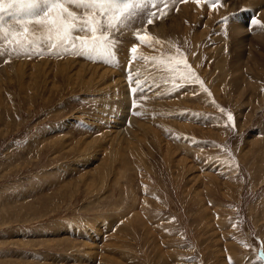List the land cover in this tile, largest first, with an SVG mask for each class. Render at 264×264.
I'll return each instance as SVG.
<instances>
[{
  "label": "rangeland",
  "instance_id": "rangeland-1",
  "mask_svg": "<svg viewBox=\"0 0 264 264\" xmlns=\"http://www.w3.org/2000/svg\"><path fill=\"white\" fill-rule=\"evenodd\" d=\"M220 2L130 5L81 55L4 0L0 264H264V59L235 71Z\"/></svg>",
  "mask_w": 264,
  "mask_h": 264
},
{
  "label": "snow or ice",
  "instance_id": "snow-or-ice-1",
  "mask_svg": "<svg viewBox=\"0 0 264 264\" xmlns=\"http://www.w3.org/2000/svg\"><path fill=\"white\" fill-rule=\"evenodd\" d=\"M8 2L11 5L16 6L19 11L28 12L33 9H40L41 11L36 12L34 16L29 18V22L41 25L47 23L49 25L50 32H54L59 40V43L64 44L65 47L68 46L67 38L71 35L72 29L78 28L81 24H83L84 31L89 33V35L85 37H77V39H79L83 44L80 52L81 55L93 50H98L97 42L107 41L111 38V34L106 33L105 30L118 27L119 23L127 18L130 5L134 7L136 3H142L145 6L151 4L155 7L158 2L166 4V0H81L85 10L83 11L82 17H78L75 13L69 10L67 5L64 3V0H8ZM181 2H188V0H181ZM193 2L197 5L201 4V0H193ZM203 3L207 4L210 10H218V8L222 6L220 0H203ZM3 4L4 0H0V11L3 10ZM241 11H246V9H242ZM227 19L228 18L225 17L224 21ZM112 21H116V23H113ZM153 23V19L147 20V25H151ZM254 26L264 28V22L257 19L255 15L250 18L248 25L249 31H252ZM24 31L26 33L28 29L25 28ZM135 39L141 43L147 44L148 47H152V44L149 43L151 37L148 35L137 34ZM89 40L92 41L91 46L87 43ZM157 43H159V41H157ZM55 46L56 45L53 44V47ZM103 50H107L106 46ZM137 51L138 45L133 44V46L129 49L130 58H133ZM7 62L8 61H5V63ZM184 66L190 69V66L187 65L186 61L184 62ZM190 75L194 80L198 81V77L195 73L191 72V70ZM200 83L201 86H203V82ZM203 90L205 92L208 91L206 88ZM132 91L136 92L137 89L133 88ZM132 107H137L135 101H133ZM220 111L223 113L224 109H220ZM227 120L230 123L233 122V116L230 113L227 114Z\"/></svg>",
  "mask_w": 264,
  "mask_h": 264
},
{
  "label": "bare ground",
  "instance_id": "bare-ground-1",
  "mask_svg": "<svg viewBox=\"0 0 264 264\" xmlns=\"http://www.w3.org/2000/svg\"><path fill=\"white\" fill-rule=\"evenodd\" d=\"M239 1V0H238ZM245 2L250 8L246 11H241L238 14V11L235 14H232L229 18V22H227L225 26L226 36L231 38L233 47L236 49V56L234 58L235 61V71L241 68L244 62L254 63L257 67V63H261L264 59V32L258 34L254 32L257 28L253 27L252 31H249L248 25L250 22L245 20V16H256V18L260 17L264 19V0H241ZM201 5V4H200ZM233 5V4H232ZM239 5V3H238ZM234 6V5H233ZM236 6V5H235ZM225 8V7H224ZM229 8V7H228ZM231 10V9H230ZM237 10V9H236ZM234 9V11H236ZM186 11V10H185ZM232 11V10H231ZM190 12V11H189ZM193 14V13H192ZM196 14V13H195ZM207 14V13H206ZM198 15V13L196 14ZM193 16V15H192ZM195 16V15H194ZM195 19V18H193ZM197 19V18H196ZM263 22V21H262ZM206 29V28H205ZM260 32V31H259ZM251 33L252 35H249ZM248 34V35H247ZM228 39V38H227ZM218 50V49H217ZM221 59V58H220ZM233 61V62H234ZM77 65V62H76ZM253 66V65H252ZM22 67V66H21ZM62 67V66H61ZM87 67V66H86ZM60 68V67H59ZM234 68V67H232ZM252 68V67H251ZM255 68V67H254ZM258 68V67H257ZM98 69V68H97ZM260 70V69H259ZM101 71V70H100ZM103 72V70H102ZM116 72V71H115ZM114 72V73H115ZM236 73V72H235ZM241 71L236 74L240 75ZM85 74V73H84ZM83 74V75H84ZM256 74V73H255ZM254 74V75H255ZM97 75V74H96ZM235 75V74H234ZM69 76V75H68ZM75 76V75H74ZM82 76V75H81ZM85 76V75H84ZM100 76V75H99ZM233 76V75H232ZM238 76V75H237ZM235 76V77H237ZM243 76V75H242ZM103 77V76H102ZM120 77V76H119ZM253 77V76H252ZM238 78V77H237ZM236 78V79H237ZM240 78V77H239ZM103 80V79H101ZM251 80V79H250ZM116 81V80H115ZM77 82V81H76ZM239 82V81H238ZM237 84V83H236ZM109 85V84H108ZM112 86V85H111ZM241 86V85H240ZM250 86V85H249ZM114 88V87H113ZM238 88V87H237ZM241 88V87H240ZM248 89V88H247ZM264 99V93H263ZM114 110V109H113ZM117 138V137H116ZM61 140V139H60ZM93 140V139H92ZM88 141V140H87ZM118 141V140H117ZM94 145V144H93ZM130 145V144H129Z\"/></svg>",
  "mask_w": 264,
  "mask_h": 264
}]
</instances>
